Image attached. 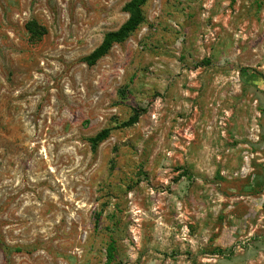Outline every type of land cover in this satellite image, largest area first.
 <instances>
[{"label": "rangeland", "instance_id": "1", "mask_svg": "<svg viewBox=\"0 0 264 264\" xmlns=\"http://www.w3.org/2000/svg\"><path fill=\"white\" fill-rule=\"evenodd\" d=\"M129 1L0 0V264H264V0H147L86 65Z\"/></svg>", "mask_w": 264, "mask_h": 264}, {"label": "trees", "instance_id": "2", "mask_svg": "<svg viewBox=\"0 0 264 264\" xmlns=\"http://www.w3.org/2000/svg\"><path fill=\"white\" fill-rule=\"evenodd\" d=\"M146 2L147 0H130L127 2L122 8V11L128 15L126 22L118 30L106 33L101 44L90 55L85 57L83 62L88 66L95 65L101 58L108 54L114 45L123 44L132 34H134L144 23L143 7ZM27 31L32 38H40L45 34V30L42 27H37L36 23H30L27 25ZM137 118V115L133 116L122 126L130 127L134 125ZM109 133V129H104L93 138L89 139L91 147L94 149L99 144L103 143L108 138Z\"/></svg>", "mask_w": 264, "mask_h": 264}]
</instances>
